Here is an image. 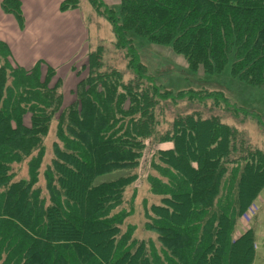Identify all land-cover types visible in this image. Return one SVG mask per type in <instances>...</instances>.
Returning <instances> with one entry per match:
<instances>
[{
  "label": "trees",
  "instance_id": "1",
  "mask_svg": "<svg viewBox=\"0 0 264 264\" xmlns=\"http://www.w3.org/2000/svg\"><path fill=\"white\" fill-rule=\"evenodd\" d=\"M88 2L111 25L131 78L106 68L98 46L88 53L87 75L66 113L61 83L51 87L59 67L15 66L0 43V264H254L260 232L235 233L253 221L264 192V150L219 116L206 115L210 107L237 109L223 92L156 82L140 52L146 45L170 49L189 74L219 75L228 67L233 78L262 88L264 0ZM79 5L65 0L60 9ZM3 9L22 25L18 0H4ZM180 101L195 107L161 130L160 104ZM57 115L46 199L37 185L43 141ZM149 139L157 162L148 183L160 204L146 212L144 228L155 239L145 241L134 225L122 231L129 214L115 210L138 178L133 168ZM36 150L28 180H15L13 164Z\"/></svg>",
  "mask_w": 264,
  "mask_h": 264
},
{
  "label": "rangeland",
  "instance_id": "2",
  "mask_svg": "<svg viewBox=\"0 0 264 264\" xmlns=\"http://www.w3.org/2000/svg\"><path fill=\"white\" fill-rule=\"evenodd\" d=\"M81 7L83 19L90 30V39L88 40V53L94 51L98 46H103L104 54L103 61L106 68H115L125 73V80L131 78L130 72L127 69V60L125 53L119 51L115 46V38L112 33L111 25L102 17H99L89 5L88 0H78ZM121 0H104L109 7H115ZM148 45L141 50V60L145 66L146 73L154 77L156 82L166 84L176 88L201 89L205 91L223 92L228 100L235 105L237 109L227 111L226 108L207 109L206 115L213 113L220 119L231 126L240 130L249 140L253 147L264 150V87L257 88L247 85L244 82L233 78L226 68V72L219 75L203 76L202 74L188 73L185 60L180 56H175L170 49L160 48L152 50ZM87 56L85 52L79 54L76 59L67 65L59 67L57 75L54 77L51 87L57 81L61 83L58 92L63 95V113H66L72 104L76 101L75 90L78 82L84 79L87 72L84 71V66L87 65ZM70 62V61H69ZM75 70V71H74ZM158 78V79H157ZM206 88V89H205ZM160 106L164 109L161 113L163 116V126L161 130L167 128L172 119L180 113H186L193 110L195 107L188 101H180L177 105L171 103H161ZM241 109L242 111H238ZM204 110V109H202ZM201 110V111H202ZM159 112V110H158ZM260 117V120L257 118ZM61 117L55 116L49 127L48 133L44 138V158L40 168L38 188L41 189L43 196L48 199L46 190L45 171L52 165L54 158V145L57 142V127L61 123ZM64 120V119H63ZM146 150L142 158L139 160L137 167L133 168V173L138 175L136 181L128 185L124 189L123 197L120 206L115 212H124L129 214V217L124 221L121 227L122 231L126 230L128 225L136 226V238L138 240L147 241L155 236L147 232L144 228L146 221V212L149 211L153 204H160L158 197L151 193L148 177L155 175V165L157 157L155 150L156 144L153 139L146 141ZM158 148H162V145ZM166 148V147H164ZM154 152V153H153ZM38 150L31 154V157L25 158L21 163L13 164L12 173L15 180H28L29 178V162L34 155H37ZM155 164V165H154ZM123 174V173H121ZM110 176L106 177L109 178ZM255 213H251V222H246V228H238L235 237L248 228H253L257 234L258 257L254 264H264V192L254 207ZM253 215V216H252Z\"/></svg>",
  "mask_w": 264,
  "mask_h": 264
},
{
  "label": "crops",
  "instance_id": "3",
  "mask_svg": "<svg viewBox=\"0 0 264 264\" xmlns=\"http://www.w3.org/2000/svg\"><path fill=\"white\" fill-rule=\"evenodd\" d=\"M18 1L22 25L3 9L4 0H0V43L10 49L15 66L28 69L44 62L58 68L82 52L88 54L90 30L80 12L82 6L63 12L60 6L65 0Z\"/></svg>",
  "mask_w": 264,
  "mask_h": 264
}]
</instances>
